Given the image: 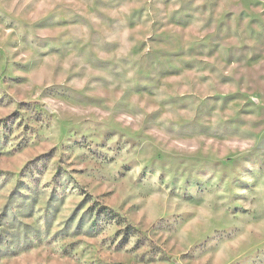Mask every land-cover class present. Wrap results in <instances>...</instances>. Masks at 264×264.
Wrapping results in <instances>:
<instances>
[{
	"label": "rangeland",
	"instance_id": "obj_1",
	"mask_svg": "<svg viewBox=\"0 0 264 264\" xmlns=\"http://www.w3.org/2000/svg\"><path fill=\"white\" fill-rule=\"evenodd\" d=\"M0 264H264V0H0Z\"/></svg>",
	"mask_w": 264,
	"mask_h": 264
}]
</instances>
